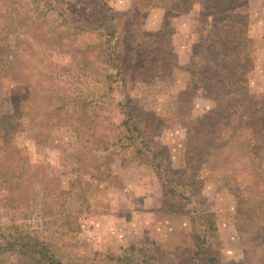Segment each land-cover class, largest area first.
<instances>
[{
    "label": "rangeland",
    "instance_id": "374dc122",
    "mask_svg": "<svg viewBox=\"0 0 264 264\" xmlns=\"http://www.w3.org/2000/svg\"><path fill=\"white\" fill-rule=\"evenodd\" d=\"M239 1L0 0V264H34L18 238L63 264H264V160L252 123L238 126L246 107L216 108L227 124L199 168L181 126L214 109L187 97L209 21L246 44L220 64L244 61L245 91L225 102L264 94V0ZM167 168L196 173L202 208L163 187Z\"/></svg>",
    "mask_w": 264,
    "mask_h": 264
},
{
    "label": "trees",
    "instance_id": "16d2710c",
    "mask_svg": "<svg viewBox=\"0 0 264 264\" xmlns=\"http://www.w3.org/2000/svg\"><path fill=\"white\" fill-rule=\"evenodd\" d=\"M239 2V3H238ZM236 7H240L243 4H240L239 0H236ZM230 11V10H229ZM223 23L220 19L217 22L207 23L206 29L207 33L205 38L195 46V51L191 54V64H192V71L190 75V83H189V90L187 92V97L189 100L193 101L194 98L196 101L202 99H209L214 105V109L209 112V114H194V112L190 109L188 114H185L187 119L186 123L182 122L181 126L186 128V131L192 135L193 138L198 142L195 148V154L190 156L189 162L192 163L196 161L198 163L197 168H199L200 164L206 160V156L209 155L208 147L210 145H214V138L220 137L221 134V127L227 124L226 117L222 116L219 112L217 113L216 108L219 107L221 104H224L225 111L227 110H236L240 108L246 107L245 111L248 113L249 118L246 121L238 123V126L247 125L249 122L252 123L254 134L252 137L255 138L256 149L259 152L257 156H260L264 160V94L260 96H238V99L231 98L227 102H225L226 96L230 91H236V94L244 93L245 89L243 86H239L235 88V84L241 81V83H245V79H243V62L241 61V57L239 56L231 61L225 63L223 67L220 65L222 64V60L227 59V54L229 50L233 47L239 49L246 45L244 39L235 37L229 38L225 37V39H219L218 33L220 29V24ZM234 23V22H233ZM209 26V28H207ZM224 38V37H223ZM219 43V47L216 45ZM143 46V44H141ZM211 47H215L214 50H211ZM217 48L222 49L220 52H217ZM244 58V57H243ZM246 58V57H245ZM120 60V57H117ZM120 65L114 67L120 72ZM113 69V68H112ZM226 71L223 75V79L219 78L222 72ZM216 79L214 83L213 80ZM213 91V95H210V92ZM210 96V97H209ZM243 97V98H242ZM242 98V105L239 104ZM122 103H120L121 106ZM238 104V105H236ZM197 105V103H196ZM248 106V107H247ZM237 111H232V113ZM123 115L128 116V111L124 112ZM130 119V118H128ZM239 119V116L237 117ZM208 121L212 122V127L210 128L211 133L208 136H201V129L204 130V124ZM127 123V122H125ZM128 123H130L128 121ZM208 124V123H207ZM237 128H233L229 132V136L236 135ZM200 133V134H199ZM214 136V137H213ZM153 159L156 158V155L152 157ZM157 168V165H156ZM168 169V168H167ZM171 170V168H170ZM168 169L167 173L164 171V176H161L163 180L164 188L172 193L176 194L179 188H187V192L189 194L190 200L192 203L195 202L199 206V208L203 207L204 198L201 195V181L196 180L197 176L194 172L189 178H187V183L183 182L180 179H174L175 175H172V180H168L169 173L172 172ZM172 170H174L172 168ZM177 173V172H175ZM199 220H202L201 225L204 227L202 230V243H205L207 248H209L210 244L214 239V235L216 232V225L215 221L212 217H199ZM25 241V243H21ZM41 243V242H39ZM37 241H30L29 239L25 240V238H18L14 239L13 241V248L19 247V249H23L24 247L27 248L25 251L21 252L22 255H26L28 259L33 262L34 264H63L60 260L54 257L53 254L47 253L46 249L42 247V244L39 245ZM208 253V250H206ZM204 260L201 264H209ZM215 262V258L213 259ZM212 260L209 262L212 263Z\"/></svg>",
    "mask_w": 264,
    "mask_h": 264
}]
</instances>
